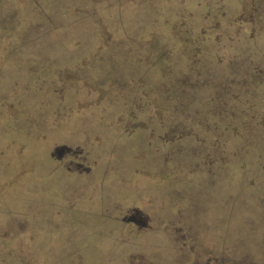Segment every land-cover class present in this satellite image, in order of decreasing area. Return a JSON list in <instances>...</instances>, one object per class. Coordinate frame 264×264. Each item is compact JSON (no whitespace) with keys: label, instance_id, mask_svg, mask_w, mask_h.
<instances>
[{"label":"rangeland","instance_id":"obj_1","mask_svg":"<svg viewBox=\"0 0 264 264\" xmlns=\"http://www.w3.org/2000/svg\"><path fill=\"white\" fill-rule=\"evenodd\" d=\"M0 264H264V0H0Z\"/></svg>","mask_w":264,"mask_h":264},{"label":"flooded vegetation","instance_id":"obj_2","mask_svg":"<svg viewBox=\"0 0 264 264\" xmlns=\"http://www.w3.org/2000/svg\"><path fill=\"white\" fill-rule=\"evenodd\" d=\"M76 150L75 149H69L61 153L60 157L64 158L66 155H71L72 157L75 156ZM68 164H72L78 169H82V165L80 161H75L73 159H70ZM125 220H124V219ZM122 220L126 222H131L133 224H136L137 226H147V218L142 215V213L137 210L136 208H133L129 213H127Z\"/></svg>","mask_w":264,"mask_h":264},{"label":"water","instance_id":"obj_3","mask_svg":"<svg viewBox=\"0 0 264 264\" xmlns=\"http://www.w3.org/2000/svg\"><path fill=\"white\" fill-rule=\"evenodd\" d=\"M71 149L70 147L66 146V145H58L54 148L53 152L51 153V155H55L57 158L60 157L61 153H63L66 150ZM124 219V218H123ZM125 220V219H124Z\"/></svg>","mask_w":264,"mask_h":264},{"label":"trees","instance_id":"obj_4","mask_svg":"<svg viewBox=\"0 0 264 264\" xmlns=\"http://www.w3.org/2000/svg\"><path fill=\"white\" fill-rule=\"evenodd\" d=\"M66 146H67V145H66ZM68 147H70V146H68ZM70 148H71V147H70ZM71 149H72V148H71ZM56 158H57V157H56ZM57 159H59V160H60V159H63V158H62V157H59V158H57ZM123 221H124V220H123ZM125 222H126V221H125Z\"/></svg>","mask_w":264,"mask_h":264}]
</instances>
